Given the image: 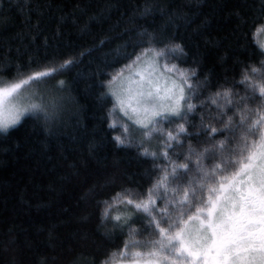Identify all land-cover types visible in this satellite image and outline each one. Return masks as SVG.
<instances>
[{"label":"trees","instance_id":"trees-1","mask_svg":"<svg viewBox=\"0 0 264 264\" xmlns=\"http://www.w3.org/2000/svg\"><path fill=\"white\" fill-rule=\"evenodd\" d=\"M263 24L264 0H0V76L22 81L58 69L26 86H40L55 100L0 132V264H102L147 220L127 204L106 217V204L118 193L146 199L169 161L188 163L187 179L169 183L176 193H153L157 207L182 196L187 181L199 178L185 157L195 160L229 135L210 140L202 133V118L222 127L211 118L218 113L211 99L223 104L215 94L225 89L245 95L242 73L264 61L254 36ZM176 45L180 50L169 53ZM152 47H164L166 59L189 71L196 107L120 144L108 82ZM259 104L257 98L248 106ZM181 124L188 133L181 144L167 141L163 133L175 135ZM220 162L207 155L202 161L209 171ZM116 214L130 217L128 224L116 227ZM136 238L156 236L147 229Z\"/></svg>","mask_w":264,"mask_h":264},{"label":"snow or ice","instance_id":"snow-or-ice-1","mask_svg":"<svg viewBox=\"0 0 264 264\" xmlns=\"http://www.w3.org/2000/svg\"><path fill=\"white\" fill-rule=\"evenodd\" d=\"M262 34L264 25L257 27L254 33L264 52V41L259 39ZM177 50H180L179 45L168 52ZM164 56L163 50L146 49L109 81L110 88L120 82L121 90L113 91L117 107L133 124L148 129L146 135L159 131L154 121L171 122L172 117L184 119L186 113L183 109L186 107L191 111L196 107L186 102L185 87L192 89V85L184 70L174 64H164L165 72L176 73L178 79L158 74L157 65ZM69 63L71 61H66L61 67ZM57 70L52 68L36 72L22 81H8L0 76V132L17 125L25 114L43 111L40 104L22 106L23 91L32 82ZM126 71L129 73L127 76ZM125 83L127 87H123ZM238 83L244 86L245 95L225 89L215 94L223 99V104H218L217 99L210 101L218 109L217 115L211 118L222 127L204 124L202 118V133L210 140L217 135H229L211 148H204L197 159L192 160L191 155L185 157L195 166L199 178L187 181L189 187L182 189V196L168 200L163 208L157 207L153 193H176L177 189L169 188V183L176 184L187 179L189 164H172L169 161L170 169L162 170L164 175L147 190L146 199L136 201L131 198V193H118L112 203L106 204V217L118 204H127L138 213H144L147 220L144 228L131 229L123 247L112 252L102 264H264V61L259 67L247 68ZM257 98L260 100L259 107L250 108L249 102L255 103ZM229 109L232 116L227 115ZM111 126L115 127L116 122L113 121ZM122 127L127 133L128 127ZM181 134L188 135L182 124L175 135L171 131L163 133L167 141L175 140L178 145L181 144ZM116 139L120 144L125 143L120 137ZM165 147L171 148L172 145L166 143ZM194 151L189 147L190 153ZM145 154L155 155L147 151ZM161 155L168 158L167 151ZM205 155L209 159L218 158L221 162L215 163L210 171L205 170L202 163ZM203 193L206 196L201 195ZM160 199L163 203L166 197L160 196ZM169 204L176 215L168 211ZM186 208L190 214L185 211ZM110 218L117 222L118 228L128 224L130 219L119 214ZM147 229H151L156 238H136Z\"/></svg>","mask_w":264,"mask_h":264},{"label":"rangeland","instance_id":"rangeland-1","mask_svg":"<svg viewBox=\"0 0 264 264\" xmlns=\"http://www.w3.org/2000/svg\"><path fill=\"white\" fill-rule=\"evenodd\" d=\"M264 25V24H263ZM261 41H264V34H262L259 38ZM150 49V48H149ZM151 49H156L157 51L159 50H163L165 53H166V49L164 47H152ZM145 51V50H144ZM139 56V55H138ZM151 54H149V57L150 58ZM136 59V58H135ZM133 59L131 62H129L128 64L126 65H129V64H132V62L135 60ZM147 59V58H146ZM164 64H168L169 66L171 65H176L178 69H181V70H184L188 76H189V71L187 69H185L184 67H181L177 64H175L174 62L166 59V57H161L159 59V62H158V74L159 73H163L165 77H170L171 79H178V76L176 73H167L165 72L164 68H163V65ZM122 66L121 68H119L116 73L120 70V69H123L125 68V66ZM136 66L133 65V70H135ZM115 73V74H116ZM114 74V75H115ZM129 75V73L126 71L125 72V76ZM139 77H134V79H138ZM182 82V81H180ZM189 82V80H188ZM108 85H109V82H108ZM123 87H127V83H125L123 85ZM109 90L111 92V94L113 95V91H116V92H119L121 90V85H120V82L118 81L116 84L112 85L111 88L109 86ZM191 92H190V89H188L187 87H185V96L188 98L187 99V103H190V98H191ZM114 98H115V104H114V107L112 109V112H111V116H112V123L113 121L116 122V126L119 127V137L121 139H124L125 141H129L131 138L134 137V135H142L143 134V131H146L148 132L149 130L148 129H143V128H140L138 125H135L133 124L131 121H129V119L127 117H124L123 113L120 111V109L117 107V97L115 95H113ZM55 100V97H52L51 96V93L49 91H44L40 86H35V87H30L26 90L23 91V99L21 100V104L22 106H27L29 104H40L42 106V108H44L45 106H47L48 104H50L51 102H53ZM184 103V102H182ZM183 111L187 114L188 110L186 109V107L183 109ZM36 113V112H34ZM29 114H33V113H28V114H25L21 120L26 116V115H29ZM172 118H175V117H172ZM135 119V117H134ZM171 119V118H170ZM178 119V118H177ZM20 120V121H21ZM167 120H157V121H154V124H155V128L156 129H162V127L164 126L165 122ZM122 125H126L128 127V132L125 133L124 132V129L122 127ZM11 128V127H10ZM135 132V133H134ZM152 133V132H151ZM147 137L150 136V135H146ZM146 137V138H147ZM156 198V197H155ZM173 210V208H171L170 210H168L169 212H171ZM177 213H173V215H176ZM159 219V218H158ZM164 226V225H162ZM166 227V226H164Z\"/></svg>","mask_w":264,"mask_h":264}]
</instances>
